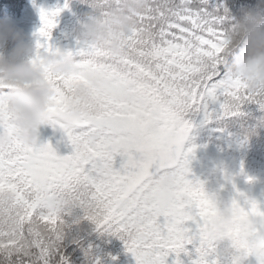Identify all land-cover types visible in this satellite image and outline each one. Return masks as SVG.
Wrapping results in <instances>:
<instances>
[{"label":"snow or ice","instance_id":"obj_1","mask_svg":"<svg viewBox=\"0 0 264 264\" xmlns=\"http://www.w3.org/2000/svg\"><path fill=\"white\" fill-rule=\"evenodd\" d=\"M85 2L103 7V0ZM59 11L41 10L38 54L54 50L47 38ZM230 19L225 0H153L126 36L127 52L119 59H104L102 50L77 42L71 52L80 71L72 79L103 74L109 86L102 109L91 118L64 116L57 105L68 78L57 77L50 123L65 131L72 152L60 156L37 141H18L0 152V189L16 196L12 210L0 212V264H68L59 241L75 208L82 211L77 221L118 234L136 264H166L170 252L176 254L173 264H185L181 253L188 264H235L220 257L209 235L214 199L188 178L184 150L197 114L204 122L234 120L250 105L264 107L225 70ZM209 60L214 70L201 75ZM55 193L69 203L59 206ZM241 211L264 218L255 202ZM254 243V237L236 239L245 255Z\"/></svg>","mask_w":264,"mask_h":264},{"label":"clouds","instance_id":"obj_2","mask_svg":"<svg viewBox=\"0 0 264 264\" xmlns=\"http://www.w3.org/2000/svg\"><path fill=\"white\" fill-rule=\"evenodd\" d=\"M152 4L153 0H103L102 8L93 7L78 21L77 36L106 53L104 59L117 60L127 52L126 36ZM229 15L225 70L264 106V0ZM214 64V60L205 61L200 74L211 73ZM79 71L78 59L71 51L56 47L50 53L38 54L36 44L10 17L0 20V152H7L18 141H37L41 127L51 119L57 77L68 78L63 100L57 105L64 116L91 118L101 111L108 79L95 71L72 79ZM259 109L264 111V107ZM260 119L264 121V115ZM54 198L59 206L69 203L62 193H55ZM15 199L14 192L0 189V212L12 210ZM243 207L240 203L221 204L214 200L208 232L221 258L245 264L252 256L260 264L264 260V246L260 244L264 240V218L245 214ZM237 237L255 238L248 255L237 249Z\"/></svg>","mask_w":264,"mask_h":264},{"label":"trees","instance_id":"obj_3","mask_svg":"<svg viewBox=\"0 0 264 264\" xmlns=\"http://www.w3.org/2000/svg\"><path fill=\"white\" fill-rule=\"evenodd\" d=\"M72 0H68V7H64L65 0H0V20L5 17H10L15 26L22 31L27 39H30L36 44L38 39V31L43 25L41 19V10L53 11L57 8L60 9L57 17L56 24L51 29V33L62 35L64 40H67V44L72 46V50L78 47V41H83L77 37H74L69 31V22L67 17L70 11V3ZM241 3H234L230 0V3H226L229 8V13H236L241 7L255 5L257 0H239ZM74 6L78 1H73ZM84 3H86L84 1ZM92 8L90 5L84 6L81 11L89 12ZM82 15V13H81ZM82 16L81 19H84ZM78 28V27H77ZM43 40L44 38H39ZM48 44L52 48L58 46L54 45V38H47ZM58 44V43H57ZM254 110L259 108L256 105H251ZM200 127H206L203 132L208 137H213L216 141L222 142L224 146L237 152L242 149V146L247 142L245 139L236 134L233 130L228 129L221 122L203 121V116L197 114L194 116V124ZM52 124L49 122L43 125L40 132L48 134ZM69 142V140H68ZM70 143V142H69ZM212 143V141H211ZM71 144V143H70ZM207 143L201 141V144L193 141L189 147L192 148L190 152H187V168L188 178L194 182H198L204 189V191L217 202L223 204L228 202H237L242 206L248 207L252 202L257 204L258 208L262 209L261 200L253 199L251 195V189L258 186L263 194L258 196L264 198V180L261 182L257 180H249L244 177L240 171H232L231 165H223V162L217 166L207 164V158L209 153H203L201 148ZM220 145H216L215 149H220ZM195 149V150H194ZM195 151V154L192 152ZM199 151H201L199 155ZM62 156L68 155L72 152L68 148L67 144H64V150ZM203 153V154H202ZM208 153V154H207ZM120 157H116L115 167H119ZM225 159V158H224ZM226 163L229 160L226 158ZM252 163L256 165L258 171H262L264 174V161L257 162L255 159ZM236 167V166H235ZM240 169L235 168V170ZM260 173V174H262ZM236 193L232 194L233 191ZM234 195H238L237 199ZM82 215V211L78 208L72 210V213L66 216V223L64 227V236L59 241V247L63 255L67 258L68 264H136L135 256L132 252L126 248L125 241L118 234H111L109 232L100 231L97 229L96 224L87 219H80L77 221V217ZM166 264H173L176 259V254L170 252L165 258ZM180 259L188 264V257L186 254L181 253ZM245 264H256L255 257L250 256Z\"/></svg>","mask_w":264,"mask_h":264},{"label":"rangeland","instance_id":"obj_4","mask_svg":"<svg viewBox=\"0 0 264 264\" xmlns=\"http://www.w3.org/2000/svg\"><path fill=\"white\" fill-rule=\"evenodd\" d=\"M72 0L70 5L69 15L67 17V21L69 22V31L74 36L77 37V27L78 21L82 16H85V12L81 11L84 9V6H88V3H84L85 0H76L78 3L74 6ZM234 3H241L239 0H233ZM226 3H230V0H226ZM82 13V15H81ZM39 32V31H38ZM38 38L39 33H38ZM49 38H54V45L58 47H63L66 50L73 51L72 46L67 44V40H64L62 35L51 33ZM58 43V44H57ZM8 47H11L9 44ZM264 115V111L260 109L254 110L253 107L248 106L246 109V114L238 119H228V120H211L214 122H221L224 126H226L230 130H234L237 135L243 137L247 142L242 146L241 150L234 152L232 150L227 149L222 142L216 141L213 137H208L206 133L203 132V129L206 127H199L198 123L194 124V117H192L193 127L189 130L188 135L184 141V146L188 145L189 142H197L199 145L201 141L206 143H211V148L207 147L205 150L209 153L207 158V164H211L217 166V164L222 161L224 158L229 160L228 164L231 165L232 171H240L244 175V177L249 180H254V182L263 181L264 174L262 171H258L256 165L252 163V160L255 159L257 162L264 161V121L260 119V117ZM40 143H49L56 151L57 155L62 156V152L64 150V144H67L68 148L73 150L72 145L68 142V137L65 136L64 130L57 126H51L48 134L39 132V136L37 139V144ZM216 145H220V149H215ZM192 150V149H191ZM195 150V149H194ZM195 154V151L192 152ZM207 153V154H208ZM240 169L235 170L236 167ZM262 173V174H260ZM236 193L234 190L232 194ZM251 195L253 199L261 200L262 209H264V198L258 195L263 194V190L261 191L260 187L256 186L251 189ZM237 199L238 195H234Z\"/></svg>","mask_w":264,"mask_h":264}]
</instances>
